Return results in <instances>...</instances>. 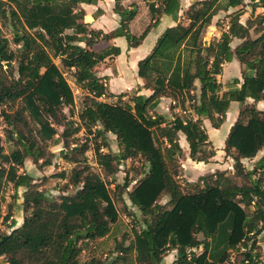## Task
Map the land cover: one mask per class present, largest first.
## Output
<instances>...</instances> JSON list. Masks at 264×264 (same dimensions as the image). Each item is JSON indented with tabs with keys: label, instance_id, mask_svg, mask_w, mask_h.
<instances>
[{
	"label": "trees",
	"instance_id": "trees-1",
	"mask_svg": "<svg viewBox=\"0 0 264 264\" xmlns=\"http://www.w3.org/2000/svg\"><path fill=\"white\" fill-rule=\"evenodd\" d=\"M94 1L0 0V118L11 147L5 150L0 135V192L7 184L15 193L25 188L22 223L15 226L12 220L11 230L0 233V264H165L163 256L170 250L175 254L169 264H220L233 250L242 255L233 264H260L256 236L264 229V153L250 169L241 159L254 157L264 147V110L246 102L264 100V13L242 23L244 11L237 7L244 0H193L182 23L180 0H144L150 21L135 35L128 24L137 6L125 8L114 0L120 23L104 33L83 21L81 3ZM249 1L252 12L264 8V0ZM229 8L236 9L228 14V29L206 43L203 35L212 18ZM164 14L176 23L166 27L149 53L137 61V75L151 93L134 94L125 102L102 101L106 77L94 69L120 53L110 40L123 36L128 48L137 47ZM7 22L17 49L10 47L2 31ZM234 38L241 41L232 48ZM57 57L64 70L72 71L75 86L88 94L77 121L64 112V107L73 105L74 94L54 62ZM234 57L243 66L241 80L234 78V88L220 94L218 76ZM162 97H169L170 108L178 107L183 116L166 120L156 112ZM231 101H238L240 108L223 150L233 160V172L201 175L197 184L184 190L177 180L182 152L178 133L185 135L192 160L208 162L215 150L203 121L219 128ZM57 126L63 128L60 137L66 149L60 155L76 165L67 175V186L75 187L74 192L55 198L36 188L32 176L20 169L25 159L50 165L48 144L61 141L54 138ZM92 126L97 137L105 140L109 133L117 142V152L94 148L96 163L106 174H114L122 160H142L145 170L131 189L126 190L128 179L115 187L119 195L126 191L143 219L128 244L117 243L114 257L81 262L79 242L106 236L118 220L107 183L86 163L89 140H69L82 129L92 133ZM58 175L64 177V172ZM163 194L169 197L165 205L158 203Z\"/></svg>",
	"mask_w": 264,
	"mask_h": 264
},
{
	"label": "rangeland",
	"instance_id": "rangeland-1",
	"mask_svg": "<svg viewBox=\"0 0 264 264\" xmlns=\"http://www.w3.org/2000/svg\"><path fill=\"white\" fill-rule=\"evenodd\" d=\"M248 5H249L248 3H244L242 7L240 6L237 7V8H242V10L244 11V14L241 15L239 18L243 23L246 22V18L254 17L257 14L264 13V9L261 7L256 8L255 11L252 12L251 10L248 9L249 7ZM186 8L182 7L178 13L179 20L182 23H186V19L183 16V12ZM229 10L231 9L229 8L227 11L219 10L217 14L212 18L211 24L206 28L203 35V40H205L206 43L213 39H218L217 36L220 35L224 30H227L229 25V15H228L229 13L227 12H229ZM1 28L3 33L10 40V47L12 49H17L18 45L12 42L10 23L9 22L5 24L2 23ZM144 28L145 25H143L141 29L143 30ZM250 33H251L250 35L251 37L255 36V33L252 30L250 31ZM235 42L238 41H234V42L233 40L231 41L230 45L232 48L235 46ZM103 44L104 43L98 44L97 49L103 46ZM146 45L147 43H145L144 47L136 50V53L141 55V53H143L142 51L146 48ZM138 57L139 56L135 54L134 51L130 61L122 59L120 62V60L117 61V55H115L106 58L104 61L99 63L94 70L98 75L107 72L110 73L109 76L112 77V75H116L117 73L116 68H118V66H122L121 71L123 75L128 79L130 78L132 79V77H134L133 64ZM54 62L63 71L64 76L67 79L68 84L72 88L74 94L73 105L64 107V112L68 119L77 121L78 114L80 110L83 108L84 101L88 97V94L85 91H82L75 86L73 82V77L71 75L72 71L64 70L61 66V62L58 57L54 58ZM12 66L14 67L12 69L15 71L17 62H13ZM242 70H243V66L240 63L227 62L223 64L221 73L218 76V79L221 82L220 94L234 88V86L232 85V80L234 78H239V80H241ZM133 85L131 86V89H127V91L120 94L115 93V95H112L109 91H107V94L104 97H102L101 100L108 102H116L118 100H122V102L128 101V99L136 93L135 86L133 87ZM121 94H123L122 98H121ZM246 102L250 104H254L256 108H258L259 110H264V100L254 102L253 100L248 99ZM170 105L168 103V107ZM239 108H240V104L238 101H231L226 111L223 123L219 128H213L210 124V121L207 119L203 121V124L207 132L208 140L210 141L209 145L214 150H219L217 152V154H219L217 158L220 164L222 165V167H224L223 170H226L227 172H233V168L230 169L229 166H227V164H229L231 161L233 163V160H231L232 158L230 156H227L223 150L224 137L226 136V133L228 132L231 124L234 122ZM164 115L166 117L165 118L166 120H171L175 115L182 117L183 113L178 107H174L173 109L169 107L168 111L165 110ZM4 126L5 125L0 118V135L5 150L9 151L11 147H10V143L5 141L4 132H3ZM94 129L95 127L92 126V133L90 134L82 129L78 133L71 135L69 140H71V142L76 141L77 143H81L84 142L85 140H89L88 141L89 149L85 152L86 163L90 166L91 171L99 174L107 183L108 188L110 189V192L113 196L114 204L118 211V220L117 222L111 225L110 231L106 236L96 239L94 241L79 242L78 245L80 249L78 251V258L81 262L89 260L92 257H96L100 259H111L112 257H114L117 254V251L115 250V246L117 245V243L123 240L125 245L128 244L133 237V231L135 229H139L142 226V219H143V215L140 213L137 207L134 206L131 203V201L128 199L126 191H123L119 195L118 193L119 190L115 187L117 184L120 187L124 183V181L128 179L131 182L129 186L126 188V190H130L135 182V179L139 178L141 176L142 171L145 170L144 168L145 166H143L142 160L139 159L138 157L122 160L120 164L116 166L117 169L114 174L112 175L106 174L103 171V169L96 163L94 148L98 145L101 147L100 150L102 152H117L118 150L117 142L114 136L109 133L106 134L105 140H103L101 137H97L96 135H94L95 134ZM57 130H58V134L54 138L55 139L59 138L61 140L60 135L63 128L61 126H57ZM178 142L179 145L181 146L182 152L179 157L180 167H179V176L177 180L181 184L183 189L187 190L191 187V185L197 184L198 177L195 173H191V174L185 173V168H187L184 167L185 162L191 163L192 161V165H193L194 160H192L189 157L188 143H182L183 140L181 141L180 136H178ZM48 150L49 152H51L50 165H40L39 163L41 162V160H39L38 163H33L31 160L25 159L23 168L20 169V172L24 171L28 173L30 176H32L36 188L42 189L48 196L57 198L61 194H72L75 190V187H73L72 185L67 186V175L70 173L72 167L75 166L76 164L64 159L63 156L60 155L61 150L66 151V149H63L62 140L59 141L58 143L50 142L48 144ZM263 153H264V147L261 150H259L254 157L242 158L241 162L247 169H250L253 167L255 162ZM78 166L79 167L83 166V163H79ZM195 166H198V163H194L193 168H196ZM61 172H64V177L58 175ZM187 179H189L190 181H187ZM237 181L238 183L240 182L239 180ZM262 185L264 186V177L262 178ZM24 190H25L24 187H19L15 193L12 188V185L7 184L5 188L0 192V233L3 232L7 233L11 230L12 220L15 221V226H19L22 223L24 214L21 208V203H22V195ZM168 200H169L168 195L163 194L159 198L158 203L165 205L167 204ZM197 236L200 239L202 238L200 234H198ZM256 240H257L256 244L258 245V249L260 252V259H261L260 264H264V229L261 231L260 234L256 236ZM200 250L201 247L195 249V252H199ZM170 253H172L171 250L163 256L164 263L168 262V260L171 258ZM231 253L234 254L235 260H241L242 255L240 254V251H238L237 253L235 250H233ZM0 260H3V258L1 257Z\"/></svg>",
	"mask_w": 264,
	"mask_h": 264
},
{
	"label": "crops",
	"instance_id": "crops-1",
	"mask_svg": "<svg viewBox=\"0 0 264 264\" xmlns=\"http://www.w3.org/2000/svg\"><path fill=\"white\" fill-rule=\"evenodd\" d=\"M119 1H120V4L125 8H130L133 4L137 6V13L134 16V18L129 22L128 26L132 34H135V35L140 34L143 31L141 29L142 26L145 25L146 27V25L150 21V15H149L148 8L146 6L145 1L144 0H119ZM191 1L192 0H180L181 8L182 7L186 8L191 3ZM244 2L249 4L250 1L244 0ZM114 3H115L114 0H96L93 3H81L80 6L84 11L83 21L88 23V26L90 28H93L96 30L97 29L102 30L104 33L110 32L111 30L118 27L120 23V17L118 16V14H116L113 11ZM248 6H249L248 9L252 11L251 6L250 5ZM230 9L231 10H229V12L227 13H230L236 8H230ZM175 23L176 21L173 19L171 15H167V14L162 15L158 25L150 29V31L146 34L142 42L137 47L128 48L126 40L123 36L112 38L110 40V43L114 44L115 46H118L120 49V53L117 55V61L120 60L121 62L122 59L130 61V59L133 56L134 51H135V54H137L139 57L136 59V61L133 64L134 77H132V79L131 78L128 79L123 75L121 71L122 66H118V68H116L117 73L116 75H112V77H110L109 76L110 73H107V72L99 74V76L106 77L105 81L107 84V91H109L112 95H115V93L120 94V93L127 91V89H131V86L134 84L133 87L135 86V89H136L135 94H141L143 96L149 95L151 93V90L145 89L143 87V80L137 75V61L149 53L157 37L162 33V31L166 27L170 25H174ZM220 35L217 36L218 39L220 38ZM234 41H238V42H235V45H237L241 40L234 38L233 42ZM145 43H147V45H146V48L142 51L143 53H141V55L136 53V50L144 47ZM230 62L239 63L235 57ZM107 75L109 76V78ZM122 97H123V94H121V98ZM168 103L170 105L172 103V100L169 97H162L159 103L157 104V106L155 107V111L164 115L165 110L168 111L169 107H171V105L168 107ZM178 136H180L181 141L183 140L182 143H187L185 140V135L182 132H179ZM215 151H216L215 155L212 158H210L208 162L194 161V163H198V166H195L196 168H193L194 163L192 165V161L191 163L185 162L184 167H187L185 168V173L186 174L195 173L197 177H199L201 175L210 174L211 172L215 170H223L224 167H222V165L220 164L217 158L219 155L217 154V152L219 150H215ZM232 164L233 163L231 161L229 164H227V166L232 165ZM187 181H190V180L187 179ZM171 251H172V253H170L171 258L168 260V262H165V264L167 263L169 264L170 262H172L174 258L175 250H171Z\"/></svg>",
	"mask_w": 264,
	"mask_h": 264
},
{
	"label": "built area",
	"instance_id": "built-area-1",
	"mask_svg": "<svg viewBox=\"0 0 264 264\" xmlns=\"http://www.w3.org/2000/svg\"><path fill=\"white\" fill-rule=\"evenodd\" d=\"M229 168L232 169V165H229ZM234 262H235V256L233 253H230L229 256L220 264H233Z\"/></svg>",
	"mask_w": 264,
	"mask_h": 264
}]
</instances>
